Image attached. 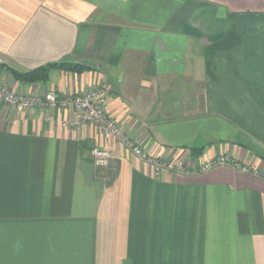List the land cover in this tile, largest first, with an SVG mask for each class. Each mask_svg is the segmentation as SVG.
Here are the masks:
<instances>
[{
	"label": "crops",
	"instance_id": "crops-1",
	"mask_svg": "<svg viewBox=\"0 0 264 264\" xmlns=\"http://www.w3.org/2000/svg\"><path fill=\"white\" fill-rule=\"evenodd\" d=\"M63 61L94 70L45 84L7 71ZM0 83L106 87L108 115L146 151H227L264 174V0H0ZM73 117L0 104V264H264L263 177L156 174L92 126L64 128Z\"/></svg>",
	"mask_w": 264,
	"mask_h": 264
},
{
	"label": "built area",
	"instance_id": "built-area-1",
	"mask_svg": "<svg viewBox=\"0 0 264 264\" xmlns=\"http://www.w3.org/2000/svg\"><path fill=\"white\" fill-rule=\"evenodd\" d=\"M111 97L110 89L96 88L79 95L59 96L54 91L44 94L31 93L21 95L9 90L0 83V104L18 111L43 109L48 111H72L74 117L63 122L64 128L80 129L92 126L106 141H118L134 156L151 166L156 174L174 171L185 175H199L215 168L230 167L242 174L263 177L264 174L251 165L241 163L232 155H219L208 160H194L192 157L162 158L146 151L133 138L128 137L121 125L108 115L106 108ZM91 157L96 168L108 169L113 160L112 151L96 145L91 150Z\"/></svg>",
	"mask_w": 264,
	"mask_h": 264
},
{
	"label": "trees",
	"instance_id": "trees-1",
	"mask_svg": "<svg viewBox=\"0 0 264 264\" xmlns=\"http://www.w3.org/2000/svg\"><path fill=\"white\" fill-rule=\"evenodd\" d=\"M66 71L76 74H82L87 71L94 70V67L82 65V64H73L69 62H58L42 66L32 71L22 72L16 69L7 67V71L10 76L19 83L23 84H45L49 81L50 73L52 71Z\"/></svg>",
	"mask_w": 264,
	"mask_h": 264
},
{
	"label": "rangeland",
	"instance_id": "rangeland-1",
	"mask_svg": "<svg viewBox=\"0 0 264 264\" xmlns=\"http://www.w3.org/2000/svg\"><path fill=\"white\" fill-rule=\"evenodd\" d=\"M193 153H194L193 151H190V152H189V154H193ZM223 154L228 155V152H227V151H226V152L223 151V152L220 154V156L223 155ZM186 158H187V157H186ZM199 158H200V157H199ZM199 158H198V159H199ZM198 159L196 158V159H194V160H198Z\"/></svg>",
	"mask_w": 264,
	"mask_h": 264
}]
</instances>
